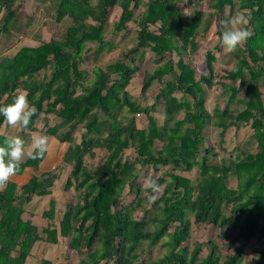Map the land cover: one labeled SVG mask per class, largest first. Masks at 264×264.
Instances as JSON below:
<instances>
[{
    "label": "trees",
    "instance_id": "16d2710c",
    "mask_svg": "<svg viewBox=\"0 0 264 264\" xmlns=\"http://www.w3.org/2000/svg\"><path fill=\"white\" fill-rule=\"evenodd\" d=\"M204 1L208 12L196 7ZM18 3L0 0V15L6 12L0 18V45L4 35L12 36L17 29L22 8ZM54 4L56 22L71 23L62 38L22 46L11 58L0 56V106L12 102L18 90H27L37 114L22 132L36 131L43 116L48 119L42 132L68 147L62 165L33 175L21 193L13 183L0 193V264H26L37 242L59 244L62 239L68 250L81 256L77 263L67 254L61 263L43 258L39 264H242L246 245L255 238L264 240V0H54ZM140 6L143 11L137 14ZM115 7L121 14L114 31L126 37L133 22L137 43L116 61L95 66L88 85L90 73L82 67L90 56L96 62L112 49L105 35ZM245 10L252 35L233 52V68L223 70L216 81L209 51L207 72L197 76L186 58L197 52L199 31L215 20L216 47L221 50V20ZM144 50L155 56L157 66L144 72L137 97L128 87L140 71L138 57ZM154 83L158 87L153 102L144 103ZM216 83L228 102L225 109L210 113L199 95ZM161 102L166 122L172 124L140 127L137 117H149ZM4 125L0 116V129ZM102 125H107L104 131ZM210 126L221 130L222 140L232 127H249L256 151L210 160L216 153L207 148L203 135ZM79 129L83 132L76 140ZM4 138L0 135V144ZM95 149L105 150L107 156L92 171L84 159L94 157ZM128 153L132 160L124 158ZM44 158H26L18 173L26 167L38 170ZM66 166L71 170L64 189L73 190L75 201L66 204L58 227L39 230L23 220L25 204L34 196L50 195ZM148 167L159 171L153 179L162 186L154 202H149L150 190L141 193L137 180ZM194 171L196 180L191 176ZM231 176L237 179L234 188L228 185ZM55 207L51 201L43 216L54 217ZM193 224L212 226L223 244L210 239L191 250L185 242ZM240 241L242 246L224 253ZM160 243L165 253L154 259L151 249ZM204 249L207 255L202 257ZM257 256L251 263L264 264V248Z\"/></svg>",
    "mask_w": 264,
    "mask_h": 264
},
{
    "label": "rangeland",
    "instance_id": "374dc122",
    "mask_svg": "<svg viewBox=\"0 0 264 264\" xmlns=\"http://www.w3.org/2000/svg\"><path fill=\"white\" fill-rule=\"evenodd\" d=\"M146 1V0H145ZM21 4V16L19 17V22L17 25V29L13 32L12 36L4 35V41L0 45V56L11 58L15 55L18 49L22 46H36L44 41H49L52 38H62L66 27L71 21L66 20L62 24H58L56 22L55 16V4L54 0H19ZM183 7H185L183 5ZM196 7L208 12L207 3L204 2H197ZM187 8V7H185ZM187 10V9H186ZM143 11V6H140L139 9L136 11L137 14ZM228 11L224 13L227 14ZM5 11H3L0 15V18L3 19L5 16ZM121 14V9L119 7H115L108 26L106 28V35L105 39L107 42H110L113 47L110 51H105L98 56L96 62L92 59L93 57L90 56V60L87 59L84 66L82 67L85 69L88 74L87 84L90 85L93 82L94 75L92 71L96 67H104L111 62L116 61L117 59L121 58L123 54L130 48H133L137 43V26L131 22L129 23L130 28L132 31L126 37L123 36L124 32H117L113 29V24L119 19ZM198 49L195 55L187 56V62L194 67L197 76L202 73L207 72V63H206V56L207 52H211L213 56V67L216 72V81L222 79V74H224L223 70H230L233 68L235 63L234 53H228L222 47L221 50H218L216 46L219 43V37L216 34V25L215 20H212L210 26L205 31L200 30L198 34ZM93 46L94 45H90ZM138 63L140 67V71L136 73L134 79L132 80L131 84L128 87V90L134 96H141L140 90L142 86V81L144 78V72H152L156 68L155 56L148 50H144L142 56L138 57ZM228 82V81H226ZM158 84L154 83L151 88L147 92V101L144 103H152L153 98L156 94ZM264 88V87H263ZM244 93L240 95L243 96ZM199 98L205 102V108L210 113H213L215 108L225 109L227 106V95H225L224 90L220 87L219 83L210 89L206 90L204 93L199 95ZM144 105V104H143ZM182 114L178 115V118H181ZM48 118L41 117L37 124L36 130L43 128V125L47 121ZM50 124H53L54 121L50 119ZM166 116L163 112V102L159 103L157 106V111L155 113H151L149 117L144 116L143 114L137 117V122L140 127H147L151 123H156L160 127H169L172 124V121L166 122ZM107 125H102V130L104 131ZM9 129V128H8ZM39 130H37L39 132ZM220 129L215 127H207L204 130L203 135L205 137V145L209 148L210 151L216 153V156L213 154L209 157L210 160H214L216 162H220L223 158H229L231 155L236 157H241L242 153L246 152H255V142L250 139L252 134V130L245 126L240 129H236L234 127L230 128L226 133L222 140L220 137ZM82 130L79 129L75 134L74 137L76 140H80ZM102 134H104L102 132ZM221 140L223 141L221 144ZM51 145V144H50ZM53 146V144L51 145ZM64 146V145H63ZM65 147V146H64ZM50 148V147H49ZM55 152V147L52 148ZM58 154H60V146H58ZM107 153L103 149H95L94 157H86L84 159V164L88 165L92 171L98 169V167L102 164L104 159L106 158ZM125 159L131 158V153H128L124 157ZM55 163V162H54ZM69 168V167H68ZM70 168L68 169V171ZM66 171V169H65ZM159 171H154L151 168L144 169L138 177V182L141 185V193L145 194V189L143 184L146 179H153V177L158 176ZM66 175L62 176L59 187V197L64 194L67 196L68 202L75 201L74 192L72 189L70 190H62L64 187V180ZM194 180L198 179L196 175V171L192 172L191 174ZM237 179L235 176H231L228 180V185L230 187H236ZM162 188V186H161ZM128 189L124 191L123 195L127 193ZM64 192V193H63ZM63 197V196H62ZM133 195L130 196V200L132 199ZM63 199V198H61ZM150 208V207H149ZM141 217V216H140ZM151 229H153V225H151ZM219 232L214 230L212 226H205V225H192L191 235L189 239L185 242V245H188L192 250L194 245L197 242H206L210 239H215L220 245L223 244L222 240L218 237ZM166 239H164L165 241ZM243 241L237 242L235 246H229L225 250L224 253L233 252L236 246H242ZM264 248V240L255 238L251 240L245 247V257L252 255L257 256V251L262 250ZM152 257L154 259L161 257L165 253V248L162 246V243L157 244L152 247L151 249ZM61 253L57 256V258H62V254L64 253L69 255V260L73 263H77V261L81 258L80 255H77L74 251L68 250V245L65 243L62 245L61 249L57 252ZM56 253V254H57ZM207 255V249H204L202 257ZM65 257V256H64ZM63 259V258H62ZM62 259L55 260L56 263H61ZM243 264V263H242ZM252 264V263H251Z\"/></svg>",
    "mask_w": 264,
    "mask_h": 264
},
{
    "label": "clouds",
    "instance_id": "9594fccd",
    "mask_svg": "<svg viewBox=\"0 0 264 264\" xmlns=\"http://www.w3.org/2000/svg\"><path fill=\"white\" fill-rule=\"evenodd\" d=\"M249 22L250 15L246 10L237 12L230 19L221 20L223 28L221 43L226 52L232 53L246 44L252 35L247 28ZM28 95L27 90H18L12 102L0 106V116H3L10 128H27L32 117L37 114V109L30 106ZM49 147V138L39 133L33 134L31 142L27 145L18 135L5 136L3 143L0 144V190H3L10 179L18 173L25 158L33 160L43 158ZM143 187L151 192L149 202H154L161 192V185L155 179H146ZM253 259L258 260L259 256L242 257L243 264H251Z\"/></svg>",
    "mask_w": 264,
    "mask_h": 264
},
{
    "label": "crops",
    "instance_id": "0c3cea01",
    "mask_svg": "<svg viewBox=\"0 0 264 264\" xmlns=\"http://www.w3.org/2000/svg\"><path fill=\"white\" fill-rule=\"evenodd\" d=\"M37 130L36 131L25 130V132L23 133L22 128L13 129V128H10L8 125H4L0 129V133H2L5 136L9 134L18 135L25 140L26 145H27L31 142V137L33 134L39 133L42 135H46L42 132V128L39 130V132ZM46 136L49 138V145L53 144V146L50 145L49 151L46 153L45 158L43 162L41 163L39 169L33 170L32 168L26 167L21 173H17L8 182V183H13L17 186L18 193H21L22 187L27 185L30 182L33 175H40L46 172H51L58 165H62L63 156H64V153L68 145L61 144L57 139L53 138L52 136H48V135ZM58 146H60V154H58V151H57ZM53 147H55L56 149L55 152L52 150ZM68 167L70 168V166H66L62 170L61 176L59 178L61 180L62 176H64V174L66 175L65 176L66 178L63 182L64 185L66 183L67 177L71 170L70 168V170L68 171L69 169ZM59 179L54 182V185L52 187V193L50 195L34 196L30 202L25 204V207H24L25 211H24V214L22 215L23 220L31 221L34 225H36L39 228V230H42L48 227L49 225L53 227H56V226L58 227L59 222L62 220L64 211L66 208V204L68 203V199L66 198L67 196H65L64 194L62 195L63 197L61 196V198L63 199L59 197L60 196L59 187H58L60 185L58 184L60 182ZM62 190H64L65 192L64 187ZM51 201H54L56 203L55 216L51 218L44 217L43 214L49 209ZM64 243L67 245V240L62 239V241L60 240L59 244L47 243L45 241L37 242L31 252V255L28 257L26 264H39V261L43 258L52 260L54 262L56 259L60 261L62 258H64L66 254L65 253L64 255L62 254V258L58 259L57 256L61 253H57V252L61 249Z\"/></svg>",
    "mask_w": 264,
    "mask_h": 264
},
{
    "label": "built area",
    "instance_id": "2783aa9c",
    "mask_svg": "<svg viewBox=\"0 0 264 264\" xmlns=\"http://www.w3.org/2000/svg\"><path fill=\"white\" fill-rule=\"evenodd\" d=\"M4 189H5V188H4ZM4 189H3V190H4ZM3 190H0V193H2V192H3Z\"/></svg>",
    "mask_w": 264,
    "mask_h": 264
}]
</instances>
